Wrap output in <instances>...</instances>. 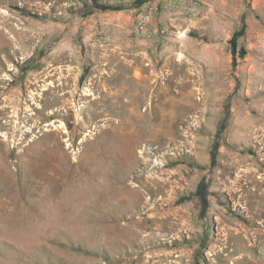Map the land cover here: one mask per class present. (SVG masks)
Returning a JSON list of instances; mask_svg holds the SVG:
<instances>
[{"label": "rangeland", "instance_id": "rangeland-1", "mask_svg": "<svg viewBox=\"0 0 264 264\" xmlns=\"http://www.w3.org/2000/svg\"><path fill=\"white\" fill-rule=\"evenodd\" d=\"M84 1L0 0V264H264V0Z\"/></svg>", "mask_w": 264, "mask_h": 264}, {"label": "trees", "instance_id": "trees-1", "mask_svg": "<svg viewBox=\"0 0 264 264\" xmlns=\"http://www.w3.org/2000/svg\"><path fill=\"white\" fill-rule=\"evenodd\" d=\"M144 0H135V4L139 5L143 2ZM93 2V7L88 8V10H86L85 15L92 13V11L94 9H102V10H106V9H121L123 8L122 4H117V5H113L110 3H100L99 0H92ZM88 1H84V4H87ZM88 6V5H87ZM245 27H246V22L245 19L243 18V25L242 28L239 29L238 31H236V33L234 34L231 42H232V51L234 54V64L236 63V55H237V38L239 36H241L242 34L245 33ZM242 55L243 54V50H242ZM84 79V75L81 76V81ZM230 114V105L227 103L225 106V117L222 120V122L220 123V126L218 128V132L217 135L219 136L220 133L226 129L227 124H226V119L228 118ZM219 147H220V143L218 140L214 141L210 150V161H211V165L215 166L217 164V159H218V154H219ZM209 183H207L204 179H201L199 181V183L197 184V188H196V195H198L201 199L202 202V210L203 212H205L208 209L209 206V201H208V195H209Z\"/></svg>", "mask_w": 264, "mask_h": 264}, {"label": "bare ground", "instance_id": "bare-ground-1", "mask_svg": "<svg viewBox=\"0 0 264 264\" xmlns=\"http://www.w3.org/2000/svg\"><path fill=\"white\" fill-rule=\"evenodd\" d=\"M254 171H255V170H254ZM249 173H250V175H253L254 172L251 171V172H249ZM246 176H247V175H246ZM92 192H93V191H92ZM263 196H264V193L262 194V197H263Z\"/></svg>", "mask_w": 264, "mask_h": 264}]
</instances>
